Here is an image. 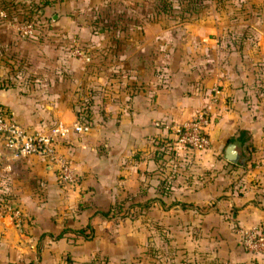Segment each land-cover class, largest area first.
<instances>
[{
	"label": "crops",
	"instance_id": "1",
	"mask_svg": "<svg viewBox=\"0 0 264 264\" xmlns=\"http://www.w3.org/2000/svg\"><path fill=\"white\" fill-rule=\"evenodd\" d=\"M141 1L119 8L117 0L50 1L31 37L0 18V107L29 130L74 121L83 94L92 112L89 130L68 131L59 146L75 183H57L34 155L0 172V195L21 209L17 227L0 214V264H264L237 232L257 223L264 230V58H179L192 46L202 54L214 47L208 33L220 31V21L198 7L191 23L166 27L143 19ZM102 10L112 19L91 20L85 31L86 14ZM14 14L8 18L19 19ZM96 25L104 27L94 32ZM149 29L157 44L173 47L172 58L128 57ZM73 43L105 46L109 57L72 55ZM212 86L219 93L208 147L160 150L166 132L155 120H185L208 103ZM229 142L239 150L235 161L224 156ZM112 206L126 214L99 213ZM86 224L90 237L48 235Z\"/></svg>",
	"mask_w": 264,
	"mask_h": 264
},
{
	"label": "built area",
	"instance_id": "2",
	"mask_svg": "<svg viewBox=\"0 0 264 264\" xmlns=\"http://www.w3.org/2000/svg\"><path fill=\"white\" fill-rule=\"evenodd\" d=\"M0 18L6 19L20 37L34 35L31 19L11 20L3 9L0 8ZM69 51L75 56H85L84 51L73 43ZM219 89L212 86L209 102L188 118L180 122L163 124L174 135L171 145L184 146L191 149H204L210 143L207 127L210 123L211 103L215 101ZM155 125H159L157 121ZM90 126L77 120L69 124L55 123L43 130H29L19 124L10 113L0 107V172L2 175L9 173L13 162L29 155L38 156L45 165L53 168L56 179L61 184H73L76 182V173L71 164L70 157L59 148L58 141L64 138L68 131L86 132ZM0 214L7 216L14 226L20 225L21 210L12 198L0 199ZM238 241L247 251L264 256V230L259 223L240 227L237 230Z\"/></svg>",
	"mask_w": 264,
	"mask_h": 264
},
{
	"label": "rangeland",
	"instance_id": "3",
	"mask_svg": "<svg viewBox=\"0 0 264 264\" xmlns=\"http://www.w3.org/2000/svg\"><path fill=\"white\" fill-rule=\"evenodd\" d=\"M117 1L119 2L117 5L118 8L125 5L127 2H131V0ZM161 4H163V0H142L141 5L143 10L148 9L149 11L147 16L143 15V19L147 17L146 19H148L150 22L152 21L154 23H164L166 27L172 25V23H177L173 22V20L175 19H170L168 18V16L165 17L164 14H156V8ZM199 7L201 12L205 13L208 8H211L209 10L211 11V14L205 15H207V17H212L213 19H218L220 21L218 22L220 24V31L213 30L212 32L208 33L209 36L214 38V47L208 46L205 49V52H203L202 54L200 53V51H196L195 46H192L193 54L189 53L190 50L186 49L187 52L178 54L179 58H188V56L191 58L196 56L199 57V55H201V58H264V0H201L199 2ZM98 14L100 16H97V14L94 13L86 14V16L83 18L84 21H86V27L84 26L85 31H87V28L90 29L91 22L97 20L98 17H100V20H102L101 24L108 23L103 22V19L105 18L112 19V17L108 15L105 10H102L101 13L98 12ZM19 16L21 17L20 12ZM30 16L33 22V28H35V26L37 28L44 21V19L40 20V18H36L35 20L32 19L34 16L33 13H30ZM220 17H222V19ZM187 21L188 23H191L194 20L193 18L187 17ZM103 27V25H96L94 28H92V31L94 30V32H97ZM153 32V29H149L148 35L150 39L147 42L139 41L138 47L129 46L125 50L129 58H159L160 55H163L162 53H164V56H162V58H172L171 54L173 47H165V43L162 45L157 44L155 40L151 39V37H153ZM103 33L108 35L107 32ZM260 36H263V40H260ZM215 38H217V40H215ZM259 40L262 43L259 42ZM105 45H107L106 42ZM140 46L142 48V52L138 53L139 51L137 49L140 50ZM260 46L263 49L262 53L260 52ZM102 49L103 51H100L95 48L94 51L85 47L83 51L84 53L98 51L96 52V54L99 53V57H101L102 55L108 58V51L107 49H105V46ZM184 50L185 48L183 49V51ZM82 58H85V56H82ZM217 96L214 102H216ZM214 102H212L211 105ZM169 146L173 147L171 145V142L169 143ZM121 210H123V208ZM131 210L127 209L129 213H131ZM85 230L86 232L89 231L88 228H86Z\"/></svg>",
	"mask_w": 264,
	"mask_h": 264
},
{
	"label": "trees",
	"instance_id": "4",
	"mask_svg": "<svg viewBox=\"0 0 264 264\" xmlns=\"http://www.w3.org/2000/svg\"><path fill=\"white\" fill-rule=\"evenodd\" d=\"M50 1L54 0H0V8L5 11L8 17H13L15 16V12L18 11L21 13V17L19 19H31L30 13H33L34 16L32 19H38L41 18L43 15V7L46 4H49ZM201 0H163V4L158 6V11H161L165 17L168 16V18H173L177 21L183 20L186 18L188 15H190L192 12H196L199 7V2ZM18 18V17H17ZM16 18V19H17ZM78 46L83 50L84 47H82L80 44ZM91 97L88 94H83L78 96L75 102L76 110H75V120L81 122V123H86L90 126L91 123ZM159 123L158 127H164L163 124L170 123L172 121H163V120H155ZM165 128V127H164ZM166 132V137L165 139L162 140L163 146L160 148L162 149H168L169 143L172 141L174 135L173 133L168 129L165 128ZM61 139L58 141V146L61 145ZM162 145V144H161ZM60 148V147H59ZM61 150V149H60ZM62 151V150H61ZM64 152V151H62ZM65 153V152H64ZM54 171V170H53ZM54 177L55 180V172H54ZM57 183H59L57 181ZM61 184V183H59ZM1 198H11L8 196L7 193L1 194ZM181 207H188L190 204L184 203V202H179ZM21 210V209H20ZM99 213H101L103 216H108V217H121L126 214L125 210H121L120 208L116 207H109L107 210H101ZM86 228L89 229L88 232H86ZM73 232L75 234L81 235L83 237H90L91 235V227L89 224H86L84 227H79V228H62L58 233L52 235L49 233V236H53L54 238H57L61 236L64 232ZM43 235V234H41ZM40 235V236H41Z\"/></svg>",
	"mask_w": 264,
	"mask_h": 264
},
{
	"label": "water",
	"instance_id": "5",
	"mask_svg": "<svg viewBox=\"0 0 264 264\" xmlns=\"http://www.w3.org/2000/svg\"><path fill=\"white\" fill-rule=\"evenodd\" d=\"M224 156L228 160L235 161L239 157V150L235 148L234 143L229 142L224 147Z\"/></svg>",
	"mask_w": 264,
	"mask_h": 264
}]
</instances>
